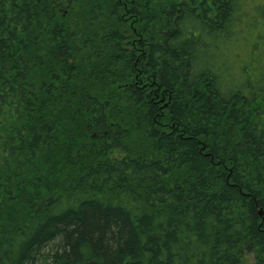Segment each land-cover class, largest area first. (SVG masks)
Instances as JSON below:
<instances>
[{"label":"trees","instance_id":"16d2710c","mask_svg":"<svg viewBox=\"0 0 264 264\" xmlns=\"http://www.w3.org/2000/svg\"><path fill=\"white\" fill-rule=\"evenodd\" d=\"M262 29L259 0H0V264H264Z\"/></svg>","mask_w":264,"mask_h":264},{"label":"snow or ice","instance_id":"6c2138e0","mask_svg":"<svg viewBox=\"0 0 264 264\" xmlns=\"http://www.w3.org/2000/svg\"><path fill=\"white\" fill-rule=\"evenodd\" d=\"M261 16L264 17V0H259ZM262 37H264V29L261 31Z\"/></svg>","mask_w":264,"mask_h":264},{"label":"rangeland","instance_id":"374dc122","mask_svg":"<svg viewBox=\"0 0 264 264\" xmlns=\"http://www.w3.org/2000/svg\"><path fill=\"white\" fill-rule=\"evenodd\" d=\"M253 262V257L252 255L247 256L246 260H245V264H252Z\"/></svg>","mask_w":264,"mask_h":264},{"label":"water","instance_id":"95a60500","mask_svg":"<svg viewBox=\"0 0 264 264\" xmlns=\"http://www.w3.org/2000/svg\"><path fill=\"white\" fill-rule=\"evenodd\" d=\"M259 214L261 215V212H259Z\"/></svg>","mask_w":264,"mask_h":264}]
</instances>
